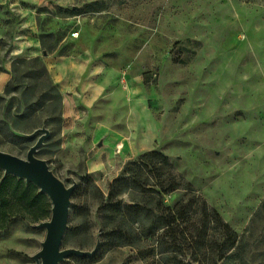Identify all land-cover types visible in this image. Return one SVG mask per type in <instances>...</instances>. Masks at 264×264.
<instances>
[{"label":"rangeland","instance_id":"obj_1","mask_svg":"<svg viewBox=\"0 0 264 264\" xmlns=\"http://www.w3.org/2000/svg\"><path fill=\"white\" fill-rule=\"evenodd\" d=\"M82 51L111 83L67 117L44 58ZM0 72L8 75L0 150L25 158L48 130L35 155L73 187L61 249L94 251L58 264H264V0H0ZM116 74L141 87L143 148L134 155L121 142L127 100L113 86ZM252 107L260 114L253 125ZM101 149L104 167L94 170ZM151 151L167 156L235 235L211 223L205 256L189 235L174 250L157 245L160 233L115 245L122 239L105 225L110 186ZM182 194L164 195V206ZM46 197V216L27 213L0 230V264H41L33 256L47 233L38 224L51 218ZM223 240L231 247L219 260Z\"/></svg>","mask_w":264,"mask_h":264},{"label":"trees","instance_id":"obj_2","mask_svg":"<svg viewBox=\"0 0 264 264\" xmlns=\"http://www.w3.org/2000/svg\"><path fill=\"white\" fill-rule=\"evenodd\" d=\"M176 191L182 192V197L173 205L164 206L163 196ZM124 194L132 203L123 204V198H116ZM110 200L105 225H111L122 239L115 245L136 247L134 240L160 233L162 238L157 245L163 251L174 250L177 243L180 245L189 235L196 256H205L211 223H215L223 235L227 232L235 235L219 213L174 170L167 156L158 151L145 153L127 164L110 186ZM48 207L45 193L35 184L0 169V230L27 213L38 221L47 215ZM230 247L225 240L219 244V260L224 259Z\"/></svg>","mask_w":264,"mask_h":264},{"label":"crops","instance_id":"obj_3","mask_svg":"<svg viewBox=\"0 0 264 264\" xmlns=\"http://www.w3.org/2000/svg\"><path fill=\"white\" fill-rule=\"evenodd\" d=\"M36 50V49H35ZM45 63L53 76L55 83L63 97V109L65 115L71 116L73 108L79 104L88 106L93 103L97 98L105 91L106 85L111 83L109 80L110 75H105L101 65L95 62V56L90 51H82L80 53L71 55H48L45 58ZM117 74L114 75L113 86L115 90L122 97H124L127 103L126 112L127 116L124 120V129L122 141L131 152L132 155L135 152L140 151L143 148L142 141L139 139V132L142 126V94L141 87L135 85L136 82H130V88L127 84H124V79H117ZM8 80V75L4 72H0V87L3 86ZM119 81V82H118ZM123 83L121 87L126 90L119 88V84ZM114 91V93L116 92ZM255 112L249 113V118L252 120L251 125L258 121V116L260 115L256 107ZM256 114V118L255 115ZM264 116V112H263ZM152 132V131H151ZM96 139L101 137V129L98 128L95 132ZM107 137V141H108ZM110 140V139H109ZM119 142L117 148L122 147V143ZM258 144V150L262 151L264 155V140H261ZM109 145V144H108ZM106 145V149L108 147ZM147 146V142L145 144ZM100 154L95 155L91 164L92 169H100L103 166L101 160V155H103L104 150H100Z\"/></svg>","mask_w":264,"mask_h":264},{"label":"water","instance_id":"obj_4","mask_svg":"<svg viewBox=\"0 0 264 264\" xmlns=\"http://www.w3.org/2000/svg\"><path fill=\"white\" fill-rule=\"evenodd\" d=\"M43 134L27 150L22 158L0 150V169L5 174H12L35 184L45 193L52 203L51 218L40 222L38 226L45 227L46 237L42 248L34 254L33 259L41 264H58L64 257L70 255L87 256L94 251L74 248L61 249V241L66 228L69 198L73 187H65L61 180L49 169L45 160L38 158L35 153L48 136V130L42 129Z\"/></svg>","mask_w":264,"mask_h":264},{"label":"built area","instance_id":"obj_5","mask_svg":"<svg viewBox=\"0 0 264 264\" xmlns=\"http://www.w3.org/2000/svg\"><path fill=\"white\" fill-rule=\"evenodd\" d=\"M72 35H73V36H75V35H76V33H73Z\"/></svg>","mask_w":264,"mask_h":264}]
</instances>
